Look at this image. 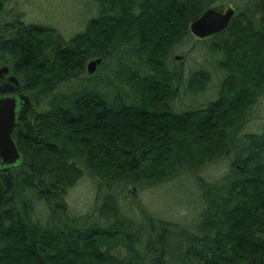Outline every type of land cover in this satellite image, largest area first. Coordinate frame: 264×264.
Segmentation results:
<instances>
[{
	"label": "trees",
	"instance_id": "trees-1",
	"mask_svg": "<svg viewBox=\"0 0 264 264\" xmlns=\"http://www.w3.org/2000/svg\"><path fill=\"white\" fill-rule=\"evenodd\" d=\"M91 1L67 35L0 0V45L30 99L22 160L0 171V264H264V127L245 131L264 100V0H228L226 28L194 40L189 24L222 0ZM187 44L200 61L186 71ZM222 159L218 178L200 174ZM181 173L200 194L189 220L130 215L113 190ZM85 174L96 192L75 214L67 195Z\"/></svg>",
	"mask_w": 264,
	"mask_h": 264
},
{
	"label": "rangeland",
	"instance_id": "rangeland-1",
	"mask_svg": "<svg viewBox=\"0 0 264 264\" xmlns=\"http://www.w3.org/2000/svg\"><path fill=\"white\" fill-rule=\"evenodd\" d=\"M11 3L23 8L26 18L30 21L54 24L67 35L82 28L78 26L94 13V5L91 0H11ZM221 5L222 10L232 6L228 0H222ZM106 27L109 26H102V28ZM194 38L193 36V40ZM189 47L190 44H187L183 53H179L185 55L182 66L186 71L190 65L200 61L199 47L195 45L188 52ZM197 98L199 102H204L210 98V94L207 92ZM179 102L184 105V103L188 104L191 101L180 99ZM253 114L255 118L245 127V131L260 132L264 127V100L254 106ZM227 163V159L219 160L204 168L200 171V174L209 179L218 178L227 168ZM113 190L116 192L123 208L130 215L142 217L141 214L147 212L155 215L164 213L163 217L179 221L186 218L189 220L195 215L194 206H196L200 196L196 179L190 173H181L173 180L156 188L115 185ZM95 192V180L85 174L69 190L67 195V203L72 212L75 214L87 212L93 203ZM35 207L43 212L44 207L41 203H36Z\"/></svg>",
	"mask_w": 264,
	"mask_h": 264
},
{
	"label": "water",
	"instance_id": "water-1",
	"mask_svg": "<svg viewBox=\"0 0 264 264\" xmlns=\"http://www.w3.org/2000/svg\"><path fill=\"white\" fill-rule=\"evenodd\" d=\"M233 14L234 9L230 6L225 10L210 7L189 24V31L199 39L217 34L226 28ZM100 61L101 58L89 60L86 64L87 74H92ZM0 70L8 72L6 66ZM11 80L15 85H18L16 78L12 76ZM28 106H30V99L27 95H0V171L4 172L16 167L22 160L14 138V130L20 111ZM258 205L264 211V179L263 194Z\"/></svg>",
	"mask_w": 264,
	"mask_h": 264
},
{
	"label": "flooded vegetation",
	"instance_id": "flooded-vegetation-1",
	"mask_svg": "<svg viewBox=\"0 0 264 264\" xmlns=\"http://www.w3.org/2000/svg\"><path fill=\"white\" fill-rule=\"evenodd\" d=\"M7 11L13 13V18L15 20L16 19L17 20L22 19V22L26 23V21L23 19V17H26L25 11L20 6L18 7L16 5L15 8L7 9ZM2 37H3V35H2V33H0V38H2ZM2 49H3L2 45H0V69L4 68L6 66L8 68V72H3L0 70V95H18V94L26 95L25 93H23L20 90L19 84L15 85L12 82L11 77L12 76L14 78H16V77L13 74V70H12L11 66L5 61L6 59H5V55H4V52Z\"/></svg>",
	"mask_w": 264,
	"mask_h": 264
}]
</instances>
